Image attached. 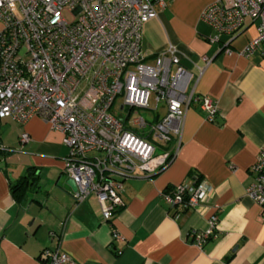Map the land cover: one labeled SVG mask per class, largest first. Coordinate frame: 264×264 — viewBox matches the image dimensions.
<instances>
[{
  "label": "crops",
  "instance_id": "1",
  "mask_svg": "<svg viewBox=\"0 0 264 264\" xmlns=\"http://www.w3.org/2000/svg\"><path fill=\"white\" fill-rule=\"evenodd\" d=\"M210 1L167 0L143 24L140 46L150 56L172 44L193 71L207 57L187 91L208 94L217 115L208 120L192 100L173 160L153 175L125 177L123 205L109 220L93 192L74 203L63 170L68 148L58 131L38 115L23 124L0 117V264H42L45 247L60 248L77 264H264V209L246 192L264 142V55L237 52L256 33L249 17L230 52L209 42L200 12ZM21 131L27 141H20ZM26 174L28 182L13 191ZM192 176L210 187L204 200L188 209L163 200L162 190ZM212 213L215 234L198 246L192 233Z\"/></svg>",
  "mask_w": 264,
  "mask_h": 264
},
{
  "label": "built area",
  "instance_id": "2",
  "mask_svg": "<svg viewBox=\"0 0 264 264\" xmlns=\"http://www.w3.org/2000/svg\"><path fill=\"white\" fill-rule=\"evenodd\" d=\"M166 2L0 0V117L23 124L38 115L58 131L68 148L63 170L75 182L74 203L93 192L104 221L123 205L125 177L138 171L153 175L173 160L192 100L210 121L218 112L208 94L187 91L207 57L193 71L172 44L150 56L141 49L143 24ZM246 17L255 21L256 33L237 52L264 55V0H211L200 12L211 29L209 42L220 43L226 52ZM118 95L119 108H127L121 117L111 111ZM137 108H146L152 118H129ZM29 138L27 131L20 132V141ZM249 170L253 179L246 192L264 209V142ZM209 191L202 179L189 177L161 196L188 209ZM216 222L212 213L205 228L193 231L196 245L215 234ZM112 235L118 236L115 229ZM41 256L42 264H77L58 247H45Z\"/></svg>",
  "mask_w": 264,
  "mask_h": 264
},
{
  "label": "rangeland",
  "instance_id": "3",
  "mask_svg": "<svg viewBox=\"0 0 264 264\" xmlns=\"http://www.w3.org/2000/svg\"><path fill=\"white\" fill-rule=\"evenodd\" d=\"M64 14L67 18L72 17V15L68 11H64ZM1 25H2V22L0 21V26ZM120 100H121V96L118 95L115 99L114 104L112 105V108H111V111L119 117L124 116L126 113V110H127V108H124V109L119 108ZM137 115H143L144 117H146L148 119L152 118V114L146 108H137L136 110H132L130 115H129V118H132V117L137 116Z\"/></svg>",
  "mask_w": 264,
  "mask_h": 264
},
{
  "label": "trees",
  "instance_id": "4",
  "mask_svg": "<svg viewBox=\"0 0 264 264\" xmlns=\"http://www.w3.org/2000/svg\"><path fill=\"white\" fill-rule=\"evenodd\" d=\"M28 175H24L22 176L19 180H17L16 182H13L11 188L13 191L19 190L20 188H22L26 182H28L27 180ZM192 179L195 180V182L199 181L200 179L197 176H192Z\"/></svg>",
  "mask_w": 264,
  "mask_h": 264
},
{
  "label": "water",
  "instance_id": "5",
  "mask_svg": "<svg viewBox=\"0 0 264 264\" xmlns=\"http://www.w3.org/2000/svg\"><path fill=\"white\" fill-rule=\"evenodd\" d=\"M67 182L72 186L73 189L76 188L75 182L72 179V177L69 176V178L67 179Z\"/></svg>",
  "mask_w": 264,
  "mask_h": 264
}]
</instances>
